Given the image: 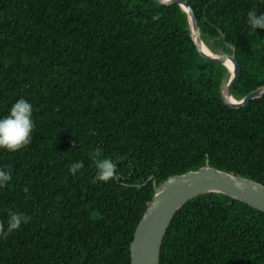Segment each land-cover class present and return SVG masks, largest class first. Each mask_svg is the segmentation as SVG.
Listing matches in <instances>:
<instances>
[{
  "label": "trees",
  "instance_id": "1",
  "mask_svg": "<svg viewBox=\"0 0 264 264\" xmlns=\"http://www.w3.org/2000/svg\"><path fill=\"white\" fill-rule=\"evenodd\" d=\"M214 53L241 66L234 96L264 85V30L246 13L264 0H187ZM153 17H158L153 19ZM230 72L206 61L188 14L156 0H0V116L33 104L31 143L0 150V264H131L154 180L211 166L264 185V97L223 103ZM116 178L94 182V160ZM84 168L69 174L72 162ZM28 188V193L24 189ZM160 264H264V212L222 194L189 201L172 221Z\"/></svg>",
  "mask_w": 264,
  "mask_h": 264
},
{
  "label": "water",
  "instance_id": "2",
  "mask_svg": "<svg viewBox=\"0 0 264 264\" xmlns=\"http://www.w3.org/2000/svg\"><path fill=\"white\" fill-rule=\"evenodd\" d=\"M164 6L178 4L188 14L190 32L200 55L208 62L228 68L230 77L220 89L223 103L240 109L264 97V85L242 99L234 96L241 66L232 53H214L204 42L197 14L187 0H156ZM155 194L139 222L130 245L131 264H160L162 247L168 229L179 211L191 200L205 194H222L264 212V185L211 166L168 178L161 185L154 180Z\"/></svg>",
  "mask_w": 264,
  "mask_h": 264
},
{
  "label": "clouds",
  "instance_id": "3",
  "mask_svg": "<svg viewBox=\"0 0 264 264\" xmlns=\"http://www.w3.org/2000/svg\"><path fill=\"white\" fill-rule=\"evenodd\" d=\"M158 17H153L157 19ZM245 23L249 32L256 33L258 29L264 30V12L256 8L249 9L246 13ZM33 104L21 97L12 103L5 115L0 116V150L17 152L31 143L35 121L33 119ZM99 158L94 160V182H106L116 178L117 164L109 157L102 156L101 150L96 149ZM84 162L77 160L69 166V174L81 173ZM12 180V172L0 167V189L5 188ZM28 193V188L24 189ZM30 217L16 211L7 215L6 224L0 225V238H6L10 233L18 230L21 225L27 224Z\"/></svg>",
  "mask_w": 264,
  "mask_h": 264
}]
</instances>
